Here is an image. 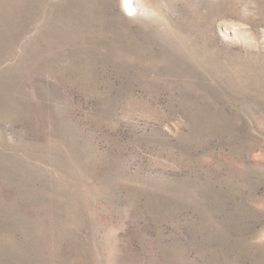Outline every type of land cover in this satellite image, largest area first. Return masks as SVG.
Returning <instances> with one entry per match:
<instances>
[{"label":"rangeland","instance_id":"1","mask_svg":"<svg viewBox=\"0 0 264 264\" xmlns=\"http://www.w3.org/2000/svg\"><path fill=\"white\" fill-rule=\"evenodd\" d=\"M139 2L0 0V264H264V0Z\"/></svg>","mask_w":264,"mask_h":264},{"label":"bare ground","instance_id":"2","mask_svg":"<svg viewBox=\"0 0 264 264\" xmlns=\"http://www.w3.org/2000/svg\"><path fill=\"white\" fill-rule=\"evenodd\" d=\"M120 1H121V7L127 16H132V15L137 16L140 13L141 8L139 6L140 4L139 0H120ZM132 5L136 9L135 12H134L135 9H133ZM148 13H150V11L143 7L142 15H147Z\"/></svg>","mask_w":264,"mask_h":264}]
</instances>
